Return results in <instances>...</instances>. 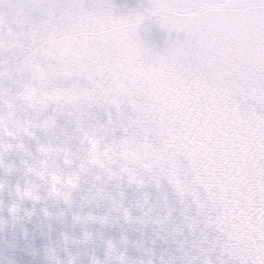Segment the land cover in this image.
<instances>
[{"label":"snow or ice","instance_id":"6c2138e0","mask_svg":"<svg viewBox=\"0 0 264 264\" xmlns=\"http://www.w3.org/2000/svg\"><path fill=\"white\" fill-rule=\"evenodd\" d=\"M150 15L185 40L155 54L138 36L143 16L115 18L104 0L94 10L81 0H10L0 31L10 16L49 49L43 59L54 63L33 73L39 89L23 93L31 106L115 110L111 145L86 137L88 163L117 157L157 187L167 180L223 234L233 264H264V0H153ZM249 101L259 114L242 106Z\"/></svg>","mask_w":264,"mask_h":264},{"label":"water","instance_id":"95a60500","mask_svg":"<svg viewBox=\"0 0 264 264\" xmlns=\"http://www.w3.org/2000/svg\"><path fill=\"white\" fill-rule=\"evenodd\" d=\"M9 2L0 4V12H9ZM81 2L94 10L99 0ZM104 2L115 18L143 16L138 36L155 54L185 40L150 15L153 0ZM7 19L0 31V219H10L9 209L19 208L27 223L13 230L14 248L4 246L11 232L0 236V253L11 255L13 264H49L44 250L55 244V264H233L223 248L226 238L207 225L190 196L181 199L165 179L157 187L143 168L117 157L104 167L87 162L86 137L100 140L101 150L111 145L113 135L106 130L110 119L117 121L114 109L94 107L81 115L30 105L25 89L40 87L33 73L54 62L43 59L49 49L39 36ZM242 106L261 111L252 101ZM121 135L115 132L117 139ZM130 176L143 184L130 183ZM69 179H75V188ZM28 234L32 254L25 251Z\"/></svg>","mask_w":264,"mask_h":264},{"label":"clouds","instance_id":"9594fccd","mask_svg":"<svg viewBox=\"0 0 264 264\" xmlns=\"http://www.w3.org/2000/svg\"><path fill=\"white\" fill-rule=\"evenodd\" d=\"M9 212L11 217L10 219H0V236H2L4 233L11 232V239H9L4 246L7 248H14L16 232L13 230L18 229L20 226H23L25 223H27V219L19 210V208H10ZM24 239L26 243L25 251L29 254L35 252L30 243L31 234L25 236ZM44 255L48 258L49 264H55V244L49 245V247L44 250ZM0 264H13V257L11 255H4L3 253H0Z\"/></svg>","mask_w":264,"mask_h":264}]
</instances>
